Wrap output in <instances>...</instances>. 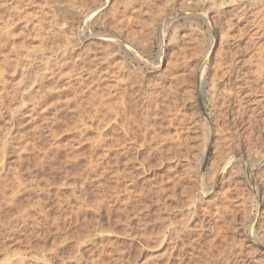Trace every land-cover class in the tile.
Segmentation results:
<instances>
[{"label":"rangeland","instance_id":"1","mask_svg":"<svg viewBox=\"0 0 264 264\" xmlns=\"http://www.w3.org/2000/svg\"><path fill=\"white\" fill-rule=\"evenodd\" d=\"M196 1L0 0V264H264V0Z\"/></svg>","mask_w":264,"mask_h":264},{"label":"bare ground","instance_id":"2","mask_svg":"<svg viewBox=\"0 0 264 264\" xmlns=\"http://www.w3.org/2000/svg\"><path fill=\"white\" fill-rule=\"evenodd\" d=\"M108 1V0H107ZM183 1V0H182ZM189 1V0H188ZM194 1V0H193ZM196 1V0H195ZM200 1V0H199ZM199 1H196L198 4L200 3V6H202L203 7V9H205V11H204V13H202V16H203V18L206 20V21H209L210 20V18H212L211 16H210V13L211 12H213L212 10L213 9H211V8H213V7H215L217 4L219 5V4H221L222 6H223V4L225 3V2H231V1H234V0H204V1H207V6H206V4H205V2H199ZM184 2H185V0H184ZM195 2V3H196ZM208 3H209V5H208ZM187 5V4H186ZM197 5V4H196ZM221 5H219V6H221ZM225 5V4H224ZM199 6V7H200ZM217 7V6H216ZM219 9V8H218ZM219 11V10H218ZM220 16V15H219ZM214 20H215V18H213ZM169 27H165L164 29H163V31L161 32V34H160V36H161V40L163 41L164 40V38L166 37V35L168 34V31H169V29H168ZM200 28V27H199ZM210 28H211V30H213V27H212V25L210 24ZM175 29V28H174ZM210 32V31H209ZM176 33V36H177V31L175 32ZM224 33V32H223ZM222 33V34H223ZM223 37H224V35H222ZM178 37V36H177ZM222 37V38H223ZM212 38V42H211V46L210 47H212V45H213V37H211ZM225 40V39H224ZM229 41V40H228ZM226 42V41H225ZM210 50V49H209ZM209 52V51H208ZM66 53V52H65ZM161 56H159L160 58L158 59V63H156V65L154 66L155 68L156 67H158V66H160V64L162 63V62H164V57H165V54L164 53H159ZM241 54V53H240ZM232 58V57H231ZM231 60V59H230ZM220 61V62H219ZM232 61V60H231ZM218 62H219V64L222 62L223 63V60H218ZM228 63V62H227ZM218 64V63H217ZM218 64V65H219ZM225 64V63H224ZM228 64H230V63H228ZM220 66H221V64H220ZM233 66H234V64H233ZM231 68V67H230ZM235 70L236 69H230V73H233V72H235ZM239 70V69H238ZM238 70H237V72H238ZM240 72V71H239ZM261 72V71H260ZM264 72V71H263ZM241 73V72H240ZM262 73V72H261ZM260 73V74H261ZM246 74V73H245ZM260 74H259V77H260ZM264 74V73H263ZM263 74H261V75H263ZM238 75V74H237ZM236 75V76H237ZM240 76H242V77H240ZM240 77V78H239ZM238 80L236 81V79H235V83L232 81V79H231V81H232V84H234V88L236 89V91H235V93L236 94H238V93H240L241 91H243L242 89H248L249 90V88H248V85H250L251 84V82L253 81L251 78V80L250 79H246V78H248V77H245L243 74L241 75V74H239L238 75ZM213 79V78H212ZM264 79V78H263ZM229 80H230V78H229ZM254 82V81H253ZM252 82V83H253ZM231 83V82H230ZM261 83V82H260ZM255 84H256V81H255ZM257 85V84H256ZM256 85L255 86H252V87H256ZM258 86H259V84H258ZM258 86H257V88H258ZM262 86V85H261ZM233 88V87H232ZM257 88H254L255 90L257 89ZM241 89V90H240ZM244 89V90H245ZM252 89V88H251ZM263 89H264V86H263ZM240 90V91H239ZM253 90V89H252ZM254 90V91H255ZM258 91V90H257ZM251 92V91H250ZM259 92H261L260 91V89H259ZM258 92V93H259ZM243 93V92H242ZM252 93V92H251ZM239 95V94H238ZM242 96V95H241ZM241 96H239L240 97V99L241 98H243V97H241ZM247 96V95H246ZM248 96H250V94L248 95ZM244 98H246L247 99V97H244ZM238 99V98H237ZM249 99H251V98H248V100H244L245 102H248L249 101ZM230 101V100H229ZM249 103V102H248ZM228 107V106H227ZM253 107V106H252ZM261 107H263V106H261ZM243 108V107H242ZM264 109V108H263ZM153 111V110H152ZM221 113V112H220ZM255 113V112H254ZM256 114H257V112H256ZM254 115V114H253ZM229 117V116H228ZM172 118V117H171ZM168 119H169V117H168ZM232 119V118H231ZM170 120V119H169ZM168 120V121H169ZM174 120V119H173ZM173 120H172V122H173ZM167 121V122H168ZM201 121H203V122H201L202 123V125L204 126V138H205V145H206V147H207V145H208V142H209V140L211 139V137H212V135H213V129H212V123H211V120L210 119H208V118H205V119H203V120H201ZM227 124V123H226ZM150 125V124H149ZM224 125V124H223ZM233 125V124H232ZM145 126V125H144ZM168 126V125H167ZM187 127V126H186ZM188 127H190V126H188ZM146 128V127H145ZM152 128V127H151ZM182 128V127H181ZM184 128V127H183ZM218 128V127H217ZM227 128V127H226ZM228 128H230V127H228ZM153 130V129H152ZM154 131H155V129H154ZM176 131H177V129H176ZM178 131L179 132H181L179 129H178ZM177 131V132H178ZM178 132V133H179ZM168 133V132H167ZM231 133V132H230ZM218 134V133H217ZM230 135V134H229ZM233 134H231L230 136H232ZM216 139V138H215ZM217 139H218V137H217ZM220 140H223V139H220ZM219 139H218V141H220ZM223 142V141H222ZM217 143H219V145L221 144V142H217ZM216 143V144H217ZM215 144V145H216ZM204 145V146H205ZM217 146V148L216 149H219V147H218V145H216ZM204 149H205V147H204ZM255 159V158H254ZM259 159V158H258ZM257 159V160H258ZM227 161V160H226ZM224 208H226V207H224ZM226 211V210H225ZM227 212V211H226ZM206 219V218H205ZM187 228V227H186ZM231 260V259H230ZM223 262V261H222ZM229 262V261H228ZM226 263V262H225Z\"/></svg>","mask_w":264,"mask_h":264}]
</instances>
